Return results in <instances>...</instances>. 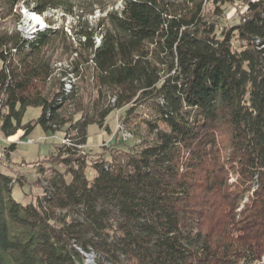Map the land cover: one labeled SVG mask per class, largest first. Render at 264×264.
I'll return each mask as SVG.
<instances>
[{"label":"trees","instance_id":"16d2710c","mask_svg":"<svg viewBox=\"0 0 264 264\" xmlns=\"http://www.w3.org/2000/svg\"><path fill=\"white\" fill-rule=\"evenodd\" d=\"M20 3L73 26L0 32V133L64 130L70 145L56 149L64 170L44 177L34 204L14 201L15 181L0 172V264H260L264 0H120L93 23L60 0H0V20ZM232 4L245 16L218 33ZM56 55L72 58L59 81ZM79 82L94 93L86 104ZM28 108L40 116L23 124ZM112 113L124 141L151 138L89 161L87 128Z\"/></svg>","mask_w":264,"mask_h":264},{"label":"rangeland","instance_id":"374dc122","mask_svg":"<svg viewBox=\"0 0 264 264\" xmlns=\"http://www.w3.org/2000/svg\"><path fill=\"white\" fill-rule=\"evenodd\" d=\"M60 1H62L63 5H65L66 7H70L74 11V13L80 14L82 10V12L85 13L83 19H86L89 23H93L94 18L99 15V9L110 10L113 5L115 7H118L120 0ZM221 9L223 11V15L222 18L218 20V33H220L221 30L237 25L242 21L246 13V8L241 4L224 5ZM27 10L28 9L22 3H20L13 11L14 16L12 18L0 20V32L8 31L9 33H11L12 31H16L20 34L22 32H26L27 28L31 27L32 25L34 26V30L39 29L40 31L41 28H43V30L47 29L49 27V23H52V26L55 28L63 26L64 31L70 35L69 32L71 31L70 28L73 26V20L70 16H68L63 21V19H61L62 11H47L43 15H38L31 10ZM93 10H95L94 16L89 15L90 11ZM205 12L207 15L211 14L212 9L210 8V6L206 7ZM28 15H35V18L39 16L38 18L42 19L41 21H39L40 25L36 26L33 20L29 19L30 16L28 17ZM19 29L22 32H20ZM99 42L100 38H96L95 43ZM71 59L72 58L68 55H56V62L54 61L53 64V78L57 79V77L61 74V70L65 69H58L59 71L56 72V65L60 63L62 65L69 66ZM75 82L76 79L74 81V84ZM77 87L80 90V95L83 96L82 101H84L85 104L89 101L90 96L91 98H94V93H92L91 86L88 82H79ZM5 112V110H2L1 114H4ZM40 112L41 111L39 108H28L24 113L22 123L27 124L30 122H34L40 116ZM69 112L71 113L72 110H70ZM139 112L140 109L138 110V113ZM138 115L142 116V114ZM138 115L136 116L140 117ZM78 118L79 115L74 116V120H77ZM137 119L139 120V118ZM116 126V113H112L107 117L104 128L102 129L98 128L95 125L89 126L87 128V141L86 144L81 148V155L85 154L86 157H88L89 161L96 158L109 159L108 152H110L115 147H119V144L132 146L134 143H137L141 140L147 141L151 138L146 136L144 130H141L138 132L136 138L124 141L122 137H128L129 134L123 132V135L121 136L120 133H118V131L116 130ZM64 132L65 131L62 130L58 133H45L40 126H36L28 136L21 139L20 137L22 135L16 134L9 138V141L0 133V151L3 148H7L9 144H16V149L12 153H10L9 157H6V154H4L3 159L0 160V172L10 176L15 181L11 188V196L14 201L22 205H26L29 203L34 204L36 199L43 195L44 177L48 178L51 175V171L53 169H56L58 171L64 170L63 165L54 163L57 158H53V155H56L57 153L56 149L61 146L60 140L64 137ZM52 136H55L56 138L53 139L51 138ZM137 138L138 140H136ZM28 139H32L34 144L26 143L25 141ZM6 150L7 149H5L4 151L6 152ZM41 170L43 171V173H41ZM86 175L88 178H91L92 172L88 169L86 171ZM91 256L93 257L94 263V256ZM260 264H264V258L262 259Z\"/></svg>","mask_w":264,"mask_h":264},{"label":"bare ground","instance_id":"6f19581e","mask_svg":"<svg viewBox=\"0 0 264 264\" xmlns=\"http://www.w3.org/2000/svg\"><path fill=\"white\" fill-rule=\"evenodd\" d=\"M28 11V10H27ZM26 14V13H25ZM33 14V13H32ZM30 16V17H29ZM28 17H29V19H32L33 20V22L35 23V25L36 26H38V25H40L39 24V21H41L42 19L40 18H38L39 16H37L36 18H35V15H28ZM36 19V20H35ZM20 21V20H19ZM37 23V24H36ZM27 27H28V25H27ZM34 28V26L32 25L31 27H28L27 28V31L26 32H22L20 29H19V31L20 32H22L21 34H22V36L23 37H26V38H32L34 35H36L37 34V32L39 31V29H36V30H34L33 29ZM40 31H43V28H41V30ZM62 68H68V66L67 65H62V64H60V63H58L57 65H56V72H58L59 70L58 69H62ZM69 69V68H68ZM74 81H75V79H74V77L71 75V74H69V75H67L66 77H64L63 79H62V82H63V87H64V89L66 90V91H70L71 89H72V85L74 84Z\"/></svg>","mask_w":264,"mask_h":264},{"label":"built area","instance_id":"2783aa9c","mask_svg":"<svg viewBox=\"0 0 264 264\" xmlns=\"http://www.w3.org/2000/svg\"><path fill=\"white\" fill-rule=\"evenodd\" d=\"M116 130H118V122H117V126H116ZM51 138H56L55 136L53 137H51ZM124 140H125V138L124 137H122ZM61 142H60V144L61 145H70V142H69V140L66 138V137H63L61 140H60ZM26 143H28V144H34V142H33V140L32 139H28V140H26L25 141ZM9 143V142H8ZM5 148H3L1 151H0V160L1 159H3V157H4V154H5Z\"/></svg>","mask_w":264,"mask_h":264},{"label":"water","instance_id":"95a60500","mask_svg":"<svg viewBox=\"0 0 264 264\" xmlns=\"http://www.w3.org/2000/svg\"><path fill=\"white\" fill-rule=\"evenodd\" d=\"M85 258H86V264H94L93 257L91 255H85Z\"/></svg>","mask_w":264,"mask_h":264},{"label":"crops","instance_id":"0c3cea01","mask_svg":"<svg viewBox=\"0 0 264 264\" xmlns=\"http://www.w3.org/2000/svg\"><path fill=\"white\" fill-rule=\"evenodd\" d=\"M17 134H21L22 135V132L21 131H19V132H17ZM16 135V134H15ZM11 138V137H10ZM8 141H9V138H8Z\"/></svg>","mask_w":264,"mask_h":264}]
</instances>
